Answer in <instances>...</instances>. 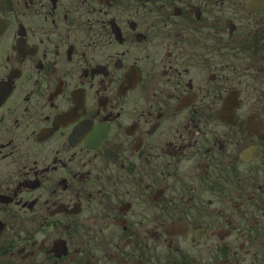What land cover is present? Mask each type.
Returning <instances> with one entry per match:
<instances>
[{"label": "flooded vegetation", "instance_id": "obj_1", "mask_svg": "<svg viewBox=\"0 0 264 264\" xmlns=\"http://www.w3.org/2000/svg\"><path fill=\"white\" fill-rule=\"evenodd\" d=\"M0 264H264V0H0Z\"/></svg>", "mask_w": 264, "mask_h": 264}]
</instances>
